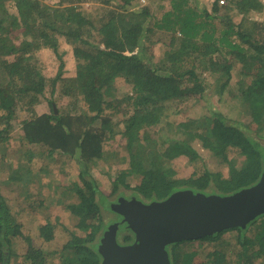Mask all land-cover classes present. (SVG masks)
<instances>
[{
  "label": "trees",
  "instance_id": "obj_1",
  "mask_svg": "<svg viewBox=\"0 0 264 264\" xmlns=\"http://www.w3.org/2000/svg\"><path fill=\"white\" fill-rule=\"evenodd\" d=\"M169 1L170 9L160 17L153 11L159 3L155 0L145 4L141 0H0V144L19 127L24 142L48 155L64 159L79 155L82 187L76 192L78 201L66 209L88 229V238L66 246L72 252L64 264L102 262L100 233L110 226L104 225L102 211L114 213L111 206L118 198H111L118 194L121 182L114 179L111 194H103L90 177L88 164L107 159L105 145L120 132V125V135L129 139L124 171L130 181L124 187L147 203L163 201L181 190L230 195L255 185L264 170V145L259 142L264 141V20L253 18L264 11L263 2L210 0L211 9L200 10L196 2L192 6L189 0ZM89 3L90 9L86 8ZM10 5L16 13L10 12ZM155 29L170 35L169 49L158 63L145 57V39L150 40ZM59 39L75 52L73 78L64 77ZM43 49L53 50L60 60L51 79L39 66L37 53ZM232 56L242 64L241 77L234 71ZM206 72L215 79L218 95L236 81L239 93L234 104L240 119L229 121L211 106L210 115L170 126L168 132L186 137L179 142L165 132L161 110L187 98L199 104L207 90ZM117 79L129 90L113 97L108 87ZM59 83L62 95L70 99V111L65 114L54 110L52 96ZM43 102L52 107L51 113L35 111ZM110 110L126 117L115 119ZM21 112L26 117L20 118ZM154 126L160 127L157 138L147 134ZM180 144L188 146L194 158H199L201 148L221 164L229 163L234 150H242L248 159L246 173L231 180L209 170L189 178L167 177L164 171L179 157L176 146ZM93 214L98 216L96 221L87 224ZM13 224L0 193V264L10 263L11 237L17 230ZM123 233L128 244L131 231ZM194 242L207 248L200 264H264V215L246 229H228L168 246L171 264H196ZM27 256L32 264H43L40 251L30 249Z\"/></svg>",
  "mask_w": 264,
  "mask_h": 264
},
{
  "label": "rangeland",
  "instance_id": "obj_2",
  "mask_svg": "<svg viewBox=\"0 0 264 264\" xmlns=\"http://www.w3.org/2000/svg\"><path fill=\"white\" fill-rule=\"evenodd\" d=\"M155 1L159 3L154 6L153 11L161 17L170 9L167 5L170 1ZM261 1L264 4V0ZM189 2L192 6L196 2L200 10L211 9L210 0H189ZM141 3L145 4L146 0H141ZM158 5L161 8L160 11H158ZM86 8H92V4H87ZM10 12L16 13L15 7L10 5ZM253 18L264 20V11L253 14ZM150 34V40L145 39L147 47L145 57L151 62L158 63L169 49L167 43L170 35L156 29ZM58 45V54L62 55L65 63L64 77L73 78L76 76L75 52L63 39L58 40ZM37 58L43 75L47 79L54 78L60 65L58 55L51 49H43L37 53ZM232 58L234 71L238 77H241L242 64L233 56ZM6 59L12 61L13 57ZM203 77L207 90L199 104L195 105L190 98H187L180 102L168 103L161 110L165 116V132L179 142H184L186 137L174 133L175 131L173 133L169 131V133L170 126L177 127L183 122L196 120L202 115H210L211 106L226 116L229 121L240 119L238 116L240 109L234 104L235 97L239 93L236 81L233 80L223 95H218L215 79L209 77L207 72ZM128 90L129 86L122 79H117L108 87V92L113 97H120ZM47 94L50 97L49 88ZM52 98L56 113L65 114L70 111V99L62 95L61 83L58 84ZM207 102L210 103L209 106ZM51 110L52 107L47 102L35 107L38 114L51 113ZM110 112H115L113 118L120 121L126 117L116 113L117 111L110 110ZM26 115V112H21L20 118ZM253 128L256 127L253 126ZM118 130L120 132L115 138L105 145L107 159L88 164L90 177L96 180L101 192L105 195L111 194L113 180L120 179L118 194L112 197V200L119 197H134L133 191L124 187V184L130 181L124 171L129 139L120 135L123 125H120ZM160 133L159 126L151 127L147 131L151 138H157ZM262 135L264 136L263 133ZM23 136L22 128H15L9 135V139L0 144V193L4 196L17 227L16 234L11 237L9 264H32L27 256L30 249L42 253L43 264H64L70 259V252H72L71 247L66 248V246L72 245L77 240L88 238V229L81 227L80 219L66 209L68 204L78 201L76 192L82 187L79 155L70 159L61 158L57 154L48 155L39 146L24 142ZM259 142L264 145V141ZM176 147L179 157L169 162L168 169L164 171L167 177L181 175L189 178L209 170L222 179L231 180L235 177H243L246 173L248 159L241 153L242 150L240 152L234 150L230 153L229 163L221 164L201 148L198 150L199 158H194L192 150L185 144ZM120 193L122 196L119 195ZM97 217L93 214L87 224L96 221ZM117 219L118 217L113 213L107 210L102 211L104 225H111L110 223L113 224ZM103 233L104 230L100 236ZM119 240L122 244L121 236ZM191 246L198 252L195 258L196 264H200L206 257V245L201 247L200 242H194Z\"/></svg>",
  "mask_w": 264,
  "mask_h": 264
},
{
  "label": "water",
  "instance_id": "obj_3",
  "mask_svg": "<svg viewBox=\"0 0 264 264\" xmlns=\"http://www.w3.org/2000/svg\"><path fill=\"white\" fill-rule=\"evenodd\" d=\"M55 108V107H54ZM120 223L111 224L98 246L101 264H171L167 247L247 226L264 215V170L259 181L234 194L222 196L181 190L163 201L150 203L120 197L111 206ZM126 225L135 241L119 243Z\"/></svg>",
  "mask_w": 264,
  "mask_h": 264
},
{
  "label": "flooded vegetation",
  "instance_id": "obj_4",
  "mask_svg": "<svg viewBox=\"0 0 264 264\" xmlns=\"http://www.w3.org/2000/svg\"><path fill=\"white\" fill-rule=\"evenodd\" d=\"M119 198H120V197H119ZM119 198H118V199H119ZM125 198H126V199H131L132 197H131V198L125 197ZM118 199H117L116 202H114V204L118 202ZM113 214H114L115 216L118 217L117 221H115L114 223H120L121 220H122V217H121L120 215L116 214V213H113ZM120 228L122 229L121 232H120V234L123 233L124 230L127 231V229H126V225H124V226H120ZM128 231H129V230H128ZM131 234H132V233H131ZM121 238H122V237H121ZM119 239H120V236H119L118 240H119ZM119 241H120V240H119ZM134 241H135V237H134V235L132 234V235H131V240L128 242V244H131V243H133ZM126 243H127L126 241H123V242H122V245H127Z\"/></svg>",
  "mask_w": 264,
  "mask_h": 264
},
{
  "label": "built area",
  "instance_id": "obj_5",
  "mask_svg": "<svg viewBox=\"0 0 264 264\" xmlns=\"http://www.w3.org/2000/svg\"><path fill=\"white\" fill-rule=\"evenodd\" d=\"M221 3H224V1H221Z\"/></svg>",
  "mask_w": 264,
  "mask_h": 264
},
{
  "label": "crops",
  "instance_id": "obj_6",
  "mask_svg": "<svg viewBox=\"0 0 264 264\" xmlns=\"http://www.w3.org/2000/svg\"><path fill=\"white\" fill-rule=\"evenodd\" d=\"M144 1V0H143Z\"/></svg>",
  "mask_w": 264,
  "mask_h": 264
}]
</instances>
